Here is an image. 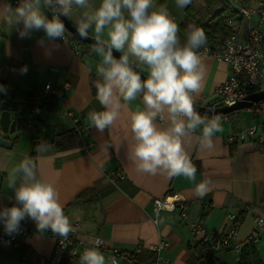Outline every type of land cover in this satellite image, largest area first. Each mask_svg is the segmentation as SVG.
Segmentation results:
<instances>
[{"label": "crops", "instance_id": "1", "mask_svg": "<svg viewBox=\"0 0 264 264\" xmlns=\"http://www.w3.org/2000/svg\"><path fill=\"white\" fill-rule=\"evenodd\" d=\"M165 1L176 22L182 23L186 8H178L175 0ZM15 2L17 0H11L13 7L17 6ZM94 2L98 5L99 0ZM47 14L51 18V12ZM68 18L74 25L75 17ZM89 35L93 37L91 31ZM42 39L43 46L38 43ZM75 39L82 44L79 54L74 52L69 39L49 42L43 30L33 32L31 38L21 39L15 29L9 31L7 25L0 22V84L7 86L5 94L15 92L17 98L42 105L38 99L39 95L44 99L42 91L47 84L70 86L64 102L51 99L56 101L58 110L42 105V116L57 125L54 144L42 143L40 146L46 145L47 149L33 155L34 136L30 134L16 140L11 149L0 147V208L15 204L14 193L7 186L8 171L25 157H31L37 166V175L56 187L59 202L72 227L105 241L107 249L100 252L106 259L111 257L110 249L117 248L123 252L121 264H136L133 257L142 253L152 255L149 261L154 262L157 257L168 264L196 261L201 240L180 220L179 210L158 213L154 210V201L168 196L184 199L189 220L202 221L208 232L225 233L236 225L237 240L245 242L256 229L255 218L264 216V143L240 141L237 135L256 126L258 134L264 138V115L257 116L246 109L232 115L229 122H222L223 131L216 134L218 138H214L215 147L211 150L201 148L196 135L185 137L184 149L197 168L194 180L138 171L131 155L135 141L129 126V110L137 105L142 107V103L138 99L126 106L114 125L103 132L91 127L88 113L93 109L103 110L94 86L98 79L96 65L101 58L90 54L92 45ZM202 61L206 71L200 92L193 94L194 103L213 106L215 88L227 81L232 70L224 62L206 57H202ZM24 66L28 71L21 74ZM139 68H143L147 76L146 66L139 65ZM66 110L74 111L82 125L90 126L86 137L72 134L73 124ZM157 123L163 125L164 122L158 119ZM91 142L93 147L86 150V144ZM106 169L121 172L124 177L113 184ZM203 180L210 183L206 194L200 196L195 188ZM89 189L97 192L93 202L90 198L77 199ZM230 214H234L236 220L244 214L243 221L229 219ZM28 219L32 234L20 250H0V264H14L23 254L31 261L52 255L54 233L51 229L38 231L36 223ZM162 241L166 246L155 251ZM138 248H142L139 253L135 252ZM215 255L223 264L234 261L230 251L221 250ZM243 255L245 264H264V233L257 244L244 248ZM71 264L78 263L72 259Z\"/></svg>", "mask_w": 264, "mask_h": 264}, {"label": "clouds", "instance_id": "2", "mask_svg": "<svg viewBox=\"0 0 264 264\" xmlns=\"http://www.w3.org/2000/svg\"><path fill=\"white\" fill-rule=\"evenodd\" d=\"M192 0H175L185 9ZM48 12H51L49 18ZM75 17L79 38L93 33L91 53L99 56L96 65V99L102 111L91 110L87 119L99 132L109 129L121 117L122 110L140 100L129 110V126L135 141L131 148L138 171L169 178L184 176L194 180L197 173L184 149V138L197 136L199 146L211 150L214 138L223 131L222 117L201 115L194 108V93L202 88L206 65L200 50L207 44L203 29L189 25L183 38L180 27L166 5L158 0H0V22L19 38H31L43 30L49 42L65 40L68 30L62 17ZM38 43L43 46L44 40ZM114 51L120 53L117 58ZM146 66L147 76L142 79ZM27 66L20 69L26 74ZM7 89L0 84V93ZM164 122L163 125L157 120ZM199 134L197 135V132ZM42 145L38 150H46ZM8 188L15 204L0 208V224L8 235L17 233L21 221L30 218L38 231L51 229L67 239L72 231L69 218L59 202L56 187L37 175L31 157H25L7 173ZM210 181L203 180L195 191L203 196ZM95 245L86 248L79 264H117L115 257L106 259Z\"/></svg>", "mask_w": 264, "mask_h": 264}, {"label": "built area", "instance_id": "3", "mask_svg": "<svg viewBox=\"0 0 264 264\" xmlns=\"http://www.w3.org/2000/svg\"><path fill=\"white\" fill-rule=\"evenodd\" d=\"M228 1L239 13L237 20L232 19L225 22L226 25L233 28L232 34L223 39L218 38L207 41L206 46L200 50L201 57L227 63L232 70L227 81L215 88V100L212 107L231 106L244 97L260 91L264 80V0ZM14 4L17 5V2ZM66 39L71 41L74 52L79 54L82 44L69 31ZM69 91L70 86L67 83L58 86L47 84L42 91L43 100L59 99L64 102ZM246 110L257 116L264 115V99L253 103ZM32 112L40 114L42 105H34ZM239 112L220 114L222 122H229L231 116L234 114L238 115ZM65 114L73 124L72 134L86 137L90 126L82 125L80 119L72 110H66ZM237 139L240 141L255 140L259 143H264V138L258 134L256 126H250L239 133ZM92 147V142L87 143L85 146L86 150H90ZM106 175L113 184H117L124 177L123 173L110 169H106ZM176 209L179 210L180 220L185 222L191 232L200 238L207 251L213 253L221 250L232 252L234 255L232 264H240L245 245L257 244L264 233V216L261 215L255 218L256 229L247 237L245 242H240L237 240L238 227L236 225L231 226L225 233H216L215 231L208 232L202 221L189 220L188 204L184 199H180L177 196H168L154 201L156 213L161 210L175 211ZM228 217L231 220H236L234 214H230ZM31 234L32 229L28 218L21 221L19 231L12 235L6 234L3 225L0 224V250L8 248L20 250L25 239ZM53 237L55 246L50 257H42L36 261H31L25 259L23 254L14 264H64L68 256L73 257L79 264V257L82 252L86 248L94 246L97 239L100 240L99 250L107 249L105 241L101 237L92 234H82L78 231V227H72V231L66 240L58 234H54ZM165 246L166 242L162 241L154 250L160 251ZM141 251L142 248L135 250L137 253ZM110 252L111 257L116 258L117 264H121L120 260L123 257V252L117 248L110 249ZM154 264L168 263L157 257Z\"/></svg>", "mask_w": 264, "mask_h": 264}, {"label": "water", "instance_id": "4", "mask_svg": "<svg viewBox=\"0 0 264 264\" xmlns=\"http://www.w3.org/2000/svg\"><path fill=\"white\" fill-rule=\"evenodd\" d=\"M62 20L65 23L66 29L75 38L93 45L94 38L92 36L89 35L87 39L79 38L75 26L70 19L68 17H62ZM119 55L120 53L114 51V56L118 58ZM144 78H146V75L142 74V79ZM263 99L264 89L244 97L231 106L212 107L194 103V108L203 115L231 114L248 109L253 103ZM34 105L31 101L17 98L15 92L3 95L0 99V147L11 149L16 140L30 134L34 136L31 145V154L33 155L38 152V148L42 143L47 145L55 143L56 123L47 121L41 113L31 116L30 112ZM42 105L53 107L55 110L59 109L56 101L53 100H44ZM41 133L42 138L40 137ZM11 136H15L14 139H11Z\"/></svg>", "mask_w": 264, "mask_h": 264}, {"label": "trees", "instance_id": "5", "mask_svg": "<svg viewBox=\"0 0 264 264\" xmlns=\"http://www.w3.org/2000/svg\"><path fill=\"white\" fill-rule=\"evenodd\" d=\"M203 4L196 5V0L186 7L184 21L179 25L180 33L179 35L183 38L184 30L188 28L189 25H195L205 32L207 36V41L215 39H223L233 32V28L225 24L228 20H237L238 11L235 10L228 0H202ZM249 1V0H246ZM159 4L166 5L165 0H158ZM199 7V8H198ZM7 88V86L4 84ZM5 93H0V99ZM39 102L44 100L39 95ZM203 115V114H201ZM209 118L211 116L207 115ZM97 197V192L94 189L86 190L80 193L77 197L79 200L84 198H90V202H93ZM244 214H241L237 221L242 222ZM201 250L200 255L197 257L196 261L193 264H223L220 259L213 252H209L205 249L204 245L200 243ZM249 246V245H246ZM245 246V248H246ZM252 246V245H250ZM244 255H242V260L240 264L244 263ZM152 255L146 256L145 254L135 255L133 260L136 264H154V261H149L152 259ZM73 257L68 256L64 264H71ZM132 259V258H131ZM75 260V259H74Z\"/></svg>", "mask_w": 264, "mask_h": 264}, {"label": "rangeland", "instance_id": "6", "mask_svg": "<svg viewBox=\"0 0 264 264\" xmlns=\"http://www.w3.org/2000/svg\"><path fill=\"white\" fill-rule=\"evenodd\" d=\"M197 5L200 7V5H201V0H200V1H198V4H197ZM199 7H198V8H199ZM30 115H31V116H34V115H35V113H33V112L31 111V112H30Z\"/></svg>", "mask_w": 264, "mask_h": 264}]
</instances>
